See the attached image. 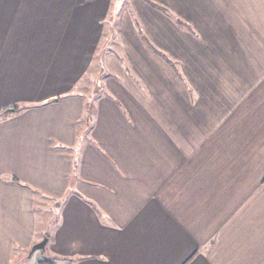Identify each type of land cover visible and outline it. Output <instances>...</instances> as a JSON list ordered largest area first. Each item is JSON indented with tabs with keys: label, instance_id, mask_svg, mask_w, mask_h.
Segmentation results:
<instances>
[{
	"label": "crops",
	"instance_id": "obj_1",
	"mask_svg": "<svg viewBox=\"0 0 264 264\" xmlns=\"http://www.w3.org/2000/svg\"><path fill=\"white\" fill-rule=\"evenodd\" d=\"M13 106L0 264H264V0H0Z\"/></svg>",
	"mask_w": 264,
	"mask_h": 264
},
{
	"label": "rangeland",
	"instance_id": "obj_2",
	"mask_svg": "<svg viewBox=\"0 0 264 264\" xmlns=\"http://www.w3.org/2000/svg\"><path fill=\"white\" fill-rule=\"evenodd\" d=\"M102 78H97L95 81L96 91H101V88H103L102 85ZM84 81V82H83ZM83 84L89 85L91 84L88 79L84 78L82 79ZM82 84V85H83ZM95 87V86H94ZM34 215H35V225L34 230L37 233L39 230L44 228V226H47V221L52 218L55 215L56 209L55 204L53 201H50L46 196H43L42 198L39 196V193L34 191ZM45 237V236H44ZM40 241V240H39ZM28 253V252H27ZM41 250H35L28 259L34 260L36 257L40 256ZM44 254V253H43ZM27 256V254H26Z\"/></svg>",
	"mask_w": 264,
	"mask_h": 264
},
{
	"label": "trees",
	"instance_id": "obj_3",
	"mask_svg": "<svg viewBox=\"0 0 264 264\" xmlns=\"http://www.w3.org/2000/svg\"><path fill=\"white\" fill-rule=\"evenodd\" d=\"M11 108L10 111H7V112H16V111H19L20 109H22V106H13V107H9ZM7 109V108H3L1 111H0V114H4V113H7V112H4V110ZM37 264H57V262L54 260L53 257H50L48 255H43L42 258L37 262Z\"/></svg>",
	"mask_w": 264,
	"mask_h": 264
},
{
	"label": "water",
	"instance_id": "obj_4",
	"mask_svg": "<svg viewBox=\"0 0 264 264\" xmlns=\"http://www.w3.org/2000/svg\"><path fill=\"white\" fill-rule=\"evenodd\" d=\"M10 110H11V108H7V109L4 110V112L10 111ZM46 242H47V237H43L40 241L35 242L34 244H32V246L30 247L26 257H30L31 254L35 250H44Z\"/></svg>",
	"mask_w": 264,
	"mask_h": 264
}]
</instances>
